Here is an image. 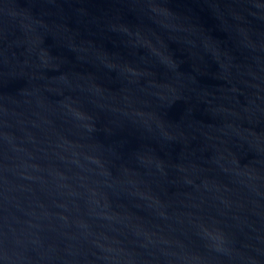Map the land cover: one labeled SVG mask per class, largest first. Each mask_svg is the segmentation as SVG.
Wrapping results in <instances>:
<instances>
[{"label":"water","instance_id":"1","mask_svg":"<svg viewBox=\"0 0 264 264\" xmlns=\"http://www.w3.org/2000/svg\"><path fill=\"white\" fill-rule=\"evenodd\" d=\"M0 264H264V0H0Z\"/></svg>","mask_w":264,"mask_h":264}]
</instances>
